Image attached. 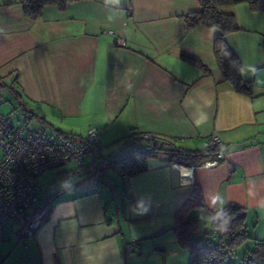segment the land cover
<instances>
[{
    "label": "crops",
    "instance_id": "obj_1",
    "mask_svg": "<svg viewBox=\"0 0 264 264\" xmlns=\"http://www.w3.org/2000/svg\"><path fill=\"white\" fill-rule=\"evenodd\" d=\"M198 9V0H81L62 11L45 6L32 21L18 0H0V79L14 82L28 117L58 136L100 132V147L82 163L55 168L40 201L50 200L49 212L36 232L22 238L16 225L8 228L0 264H189L190 251L171 229L195 181L207 207L199 214L218 211L222 198V208L241 209L251 238H264V13L246 2L222 7L239 26L225 39L241 76L253 82L246 95L217 68L219 29L186 28L183 15ZM143 132L187 150L217 135L222 159L190 175L183 174L190 166L169 163L164 153L132 175L104 164V148Z\"/></svg>",
    "mask_w": 264,
    "mask_h": 264
},
{
    "label": "trees",
    "instance_id": "obj_2",
    "mask_svg": "<svg viewBox=\"0 0 264 264\" xmlns=\"http://www.w3.org/2000/svg\"><path fill=\"white\" fill-rule=\"evenodd\" d=\"M77 1L81 0H18V3L21 4L25 17L35 21L42 16L45 6L53 5L62 11L70 3ZM198 2L199 9L197 11L183 15L186 28L188 29L199 22L218 28L220 33L214 40L213 53L222 79L227 81L237 92L246 95L252 94L253 82L245 80L241 76V61L225 39L228 33L239 29L235 14L223 11L222 7L246 2L250 10L264 13V0H198ZM7 4H11V2ZM181 58L198 67L205 74H212L211 70L202 62L184 54ZM13 83L12 81L11 91L18 103L23 104L21 94L17 92ZM60 133L59 136L61 135L62 138L75 141L84 137ZM141 134L131 133L125 136L124 146L116 154L110 153L104 157V164H109L120 173L132 175L145 171L147 169L146 159L157 156L159 153H164L169 163L197 167L211 159L214 151L221 150L220 147L210 150L207 144L202 149L187 150L178 146L172 139L154 134L151 138L144 139ZM221 159L222 156L218 158V162ZM45 201L48 204L50 202L49 199ZM204 210H207V207L203 190L195 181L190 194L175 210L174 226L171 229L179 247L190 251L189 264H229V256L246 239H252L253 246L242 255V264H264V238H251L247 234L245 216L238 206L226 204L222 208L225 215L220 219L215 218L217 211L208 210L210 229L206 231L200 227V219L197 217V213ZM228 216L231 217L226 225L228 231H219L216 228L217 225L223 223Z\"/></svg>",
    "mask_w": 264,
    "mask_h": 264
},
{
    "label": "built area",
    "instance_id": "obj_3",
    "mask_svg": "<svg viewBox=\"0 0 264 264\" xmlns=\"http://www.w3.org/2000/svg\"><path fill=\"white\" fill-rule=\"evenodd\" d=\"M115 42L124 44L120 38H115ZM141 136L148 139L152 134L143 132ZM220 144L221 139L214 134L207 142L210 150L219 148ZM99 147L100 132L95 128L88 130L79 141L58 140L26 123L16 125L0 112V242L15 223H18V236L25 238L33 235L44 221L49 204L36 201L41 192L37 182L40 174L71 162L82 163L85 155ZM221 156V150L214 151L211 159L199 166H217ZM183 168L186 169L183 174L190 175L194 166ZM128 249L132 251L134 244H129Z\"/></svg>",
    "mask_w": 264,
    "mask_h": 264
},
{
    "label": "rangeland",
    "instance_id": "obj_4",
    "mask_svg": "<svg viewBox=\"0 0 264 264\" xmlns=\"http://www.w3.org/2000/svg\"><path fill=\"white\" fill-rule=\"evenodd\" d=\"M11 85H12V81L6 80V79H0V112L9 117V119L14 123V124H21V123H26L28 125V127L30 128H35L37 130H42L44 129L46 132L48 133H53V137L58 139V140H62L61 136H58V134L56 133V129L52 128L51 126H46L44 124H42V120L41 118H37V117H28V115H30L29 113H27L25 111V108L28 107V104L24 103L23 101H21L23 104H19L18 101L16 100V98L14 97L12 91H11ZM28 109V108H27ZM41 121V122H40ZM51 121H53L54 123H56V121L59 123V120H55V119H51ZM124 141L125 139L122 138L121 140L117 141V143L112 144V146H109L107 148H104L101 151V154L106 155L109 153L116 154L118 152L119 148H122L124 146ZM95 151L97 150L94 149ZM87 157V156H86ZM87 160V158H86ZM85 160V161H86ZM74 164H70L69 166L67 165L66 167H71ZM65 166V165H64ZM63 167V166H61ZM60 168V167H59ZM63 168H60V170ZM58 169H52L51 171H46L42 174H40L37 178V182L39 183V185L41 186L42 189V193L39 194L37 196V203H42L40 202L43 196V192L44 190L48 187L49 182H53L55 176H56V172H58ZM107 172L112 175V178H114L115 180H119L114 171L110 168H107ZM121 191V187H119V192ZM199 214V213H197ZM197 217L200 219V227L201 228H205L207 230L210 229L209 227V220L210 217L207 213H200L199 215H197ZM13 225H16L18 227V223H15ZM252 229L249 228L248 229V235L251 236ZM253 246V240L252 239H246L245 242H243L240 246H238L235 250V252L229 256L228 258V263L229 264H242L241 261V257L242 255L248 250L251 249Z\"/></svg>",
    "mask_w": 264,
    "mask_h": 264
},
{
    "label": "clouds",
    "instance_id": "obj_5",
    "mask_svg": "<svg viewBox=\"0 0 264 264\" xmlns=\"http://www.w3.org/2000/svg\"><path fill=\"white\" fill-rule=\"evenodd\" d=\"M241 71H243V69ZM218 199H219V204H220L221 207L216 213V217H215L216 219H220V218H222L225 215L223 210H222V206L226 203V201L224 199H222V198H218ZM213 203H215V201ZM230 220H231V217L228 216V218L226 220H224L223 223L217 225L216 228L219 231H222V232L228 231V228L226 227V225H227L228 221H230Z\"/></svg>",
    "mask_w": 264,
    "mask_h": 264
},
{
    "label": "bare ground",
    "instance_id": "obj_6",
    "mask_svg": "<svg viewBox=\"0 0 264 264\" xmlns=\"http://www.w3.org/2000/svg\"><path fill=\"white\" fill-rule=\"evenodd\" d=\"M184 169V171H186V169L185 168H183Z\"/></svg>",
    "mask_w": 264,
    "mask_h": 264
}]
</instances>
